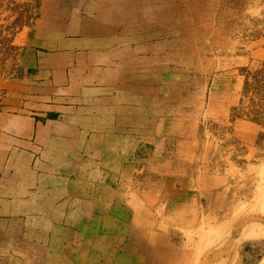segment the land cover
Listing matches in <instances>:
<instances>
[{
    "label": "rangeland",
    "instance_id": "1",
    "mask_svg": "<svg viewBox=\"0 0 264 264\" xmlns=\"http://www.w3.org/2000/svg\"><path fill=\"white\" fill-rule=\"evenodd\" d=\"M46 1L0 0V140L25 125L21 118L39 119L36 110L25 105L28 100L18 95L21 86L29 87L38 76V53L31 40ZM205 1L213 9L208 23L213 32L202 41L190 39V47L205 46V54L197 59L199 67L189 60L190 70L183 69L182 79L174 81L183 86L173 87L181 102L166 104L169 118L161 134L150 118L144 135L87 136L80 161H73H91L84 171L79 168L82 163L75 167L74 176L86 175V181L77 182V176L69 183V208L77 212L63 215V222H70L71 228L86 224L89 241L97 237L92 227L105 223L106 213L94 211H110L117 224L112 241L117 253L127 258L139 256L144 249L140 238L147 233L161 250L176 247V264H203L209 256L213 264H263L264 0ZM152 109L150 103V113ZM172 117H177L175 130L184 121L183 133L173 134ZM119 121L114 128L127 132L141 125ZM102 122L110 130L113 121ZM99 176L102 182L95 180ZM81 186L85 198L79 197ZM61 218L56 215L55 221ZM107 244L87 249L101 254ZM43 258L39 251L31 253L8 241L0 247V264H53Z\"/></svg>",
    "mask_w": 264,
    "mask_h": 264
},
{
    "label": "crops",
    "instance_id": "2",
    "mask_svg": "<svg viewBox=\"0 0 264 264\" xmlns=\"http://www.w3.org/2000/svg\"><path fill=\"white\" fill-rule=\"evenodd\" d=\"M212 20V6L208 8L205 0H47L42 5L31 40L38 53V76L29 87L21 86L18 95L19 100H28L25 105L36 110L39 119L30 122L20 117L25 125L0 140V247L7 241L25 246L31 253L44 254L42 262L53 264H155L157 260L176 264V247L161 250L158 240L147 233L140 238L144 249L139 256L117 253L112 241L117 224L110 211H94L108 217H102L105 223L90 225L97 237L91 234L89 241L86 224L71 228L63 215L77 212L69 208V183L77 176V182L86 181V175L74 176L75 167L82 163L83 170L91 161L84 157L81 163L73 161H80L87 136L137 137L144 135V123L148 125L150 118L161 134L169 118L166 104L181 102L173 87L183 86L174 81H180V72L190 70L193 63L196 68L199 55L205 54V46L191 48L190 39L210 38ZM103 118L113 121L110 130ZM173 118L177 117L171 118L173 134L183 133L184 121L175 130ZM130 119L141 125L133 127ZM119 120L130 122L131 132L114 128ZM93 162L97 167L98 162ZM99 177L95 180L102 182ZM110 177H106L109 183ZM56 215L62 216L61 222L55 221ZM103 241L108 244L101 254L87 249L101 247ZM212 260L209 256L203 264H213Z\"/></svg>",
    "mask_w": 264,
    "mask_h": 264
},
{
    "label": "trees",
    "instance_id": "3",
    "mask_svg": "<svg viewBox=\"0 0 264 264\" xmlns=\"http://www.w3.org/2000/svg\"><path fill=\"white\" fill-rule=\"evenodd\" d=\"M21 19H22V18H21ZM21 19H20L19 21H17V23H18V22H21ZM22 20H23V19H22Z\"/></svg>",
    "mask_w": 264,
    "mask_h": 264
},
{
    "label": "bare ground",
    "instance_id": "4",
    "mask_svg": "<svg viewBox=\"0 0 264 264\" xmlns=\"http://www.w3.org/2000/svg\"><path fill=\"white\" fill-rule=\"evenodd\" d=\"M212 253V252H211ZM217 253V252H216ZM219 257V256H218ZM206 264V263H205ZM264 264V263H263Z\"/></svg>",
    "mask_w": 264,
    "mask_h": 264
}]
</instances>
